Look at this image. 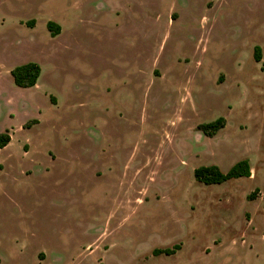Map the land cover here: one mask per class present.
Masks as SVG:
<instances>
[{"label": "rangeland", "instance_id": "1", "mask_svg": "<svg viewBox=\"0 0 264 264\" xmlns=\"http://www.w3.org/2000/svg\"><path fill=\"white\" fill-rule=\"evenodd\" d=\"M6 131L0 264H264V0H0Z\"/></svg>", "mask_w": 264, "mask_h": 264}, {"label": "trees", "instance_id": "2", "mask_svg": "<svg viewBox=\"0 0 264 264\" xmlns=\"http://www.w3.org/2000/svg\"><path fill=\"white\" fill-rule=\"evenodd\" d=\"M34 24V21L29 22ZM30 27V26H29ZM32 27V26H31ZM47 30L52 37H57L61 32V27L55 22H48ZM259 48H256L258 54ZM257 57V56H256ZM258 58V57H257ZM42 69L37 63H26L15 67L11 70L10 75L12 77L13 83L16 87L22 89H30L37 86L38 81L41 77ZM225 127V119L223 117L218 120L201 124L199 129L208 137H214L218 131ZM11 143V135L8 131L0 133V150L6 148ZM252 169L249 161L242 160L236 163L228 172H223L219 167L213 166H201L194 171V178L197 182L205 185H220L231 180L241 179V178H251ZM257 197V192H253L248 196L249 201L255 200ZM179 249L176 247L174 250H159L153 251L155 256L159 255H173L175 250Z\"/></svg>", "mask_w": 264, "mask_h": 264}]
</instances>
